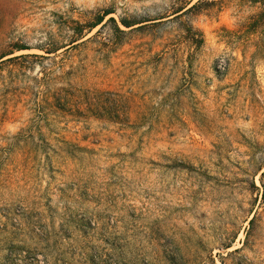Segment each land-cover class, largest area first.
I'll return each mask as SVG.
<instances>
[{"label": "rangeland", "instance_id": "1", "mask_svg": "<svg viewBox=\"0 0 264 264\" xmlns=\"http://www.w3.org/2000/svg\"><path fill=\"white\" fill-rule=\"evenodd\" d=\"M0 264H264V0H0Z\"/></svg>", "mask_w": 264, "mask_h": 264}, {"label": "trees", "instance_id": "2", "mask_svg": "<svg viewBox=\"0 0 264 264\" xmlns=\"http://www.w3.org/2000/svg\"><path fill=\"white\" fill-rule=\"evenodd\" d=\"M101 20H102V19H101ZM101 20H100V21H101ZM100 21H99V22H100ZM123 24H124L125 26H129L128 23H125V22H124Z\"/></svg>", "mask_w": 264, "mask_h": 264}]
</instances>
